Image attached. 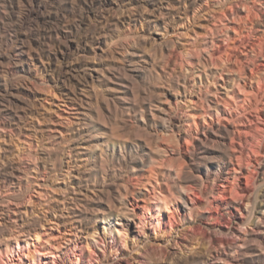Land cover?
I'll return each instance as SVG.
<instances>
[{"label":"rangeland","instance_id":"obj_1","mask_svg":"<svg viewBox=\"0 0 264 264\" xmlns=\"http://www.w3.org/2000/svg\"><path fill=\"white\" fill-rule=\"evenodd\" d=\"M41 1L44 14L58 12L52 0ZM71 1L69 9L76 12L90 3ZM22 5L19 12L24 9ZM135 15L140 18L138 22L129 19ZM40 20L25 22L21 28L31 47L32 71L24 79L38 97L37 110L31 115L36 116L25 119L22 132L0 127V145L24 169L30 168L25 175L30 188L17 195V206L40 214L33 216L43 225L39 223L37 232L21 235L18 241L9 237L0 241V264H4L2 256L8 259L7 247L14 264H174L192 256H204L206 264H264V214L253 212L257 194L264 188L260 176L264 167V0H108L104 8L75 22L78 34L65 42L62 51L38 45L39 32L47 26L44 19ZM16 29L11 16L0 18L3 68L18 56ZM82 31L93 32V37L83 42ZM133 48L140 55L160 56L156 57L160 76L152 69L145 78L130 82L139 94L150 84L160 85V91L167 92L159 104L166 117L177 124L174 132L161 125L137 126L106 90L86 82L87 65L104 69L118 66L123 54ZM89 92L93 96L86 103ZM86 108L90 117L99 121L101 137L112 138L111 133H104V126L115 125L128 143L151 142L147 145L152 150L167 147L165 154H156L155 161L148 158L140 171L146 175L155 171L146 185L138 184L132 172H121L120 181L136 190L125 201L134 209L131 211L138 224L132 221L133 212L119 215L123 204L107 191L99 193L102 205L90 202L87 219L82 222L66 217L64 223L46 205L65 193L67 177L54 174L36 178L33 156L41 155L43 144L66 145L80 112ZM36 127L42 129L38 134ZM226 127L235 137L237 153L248 164L242 177L237 183L209 178L205 169L194 163L195 177L181 193L176 187L177 166L182 161H194L192 158L198 161L199 140L210 135L218 138ZM226 135L230 142L231 135ZM214 142L208 139V144ZM183 197L188 201L186 210L180 206ZM112 198L120 204L110 221H103L98 210L105 203L114 204Z\"/></svg>","mask_w":264,"mask_h":264},{"label":"bare ground","instance_id":"obj_2","mask_svg":"<svg viewBox=\"0 0 264 264\" xmlns=\"http://www.w3.org/2000/svg\"><path fill=\"white\" fill-rule=\"evenodd\" d=\"M107 1L108 0H90L87 6H82L81 10L76 12L75 10L72 11L71 9L70 11L69 9L68 5L69 2H72L71 0H52L51 5L59 10L58 12L55 11V14L51 12L46 15L44 14L45 6L41 0H0V18L11 16V19L17 24L16 37L18 40L17 58L12 59L7 68H3L0 59V127L3 130L6 129L16 133L22 132L23 123L26 122L25 119L37 110H35V99L38 97L36 93L32 91V87L26 83L28 81L24 79L28 78L26 76L32 71L30 68L31 47L28 45V38L21 32V28L25 22L44 19L47 26L45 30L43 29V32H39V38L36 40L38 45L42 47L46 46V48L48 47L50 50L58 49L62 51L63 48L67 46L65 42L78 34L76 33L78 31L74 29L75 22L83 21L91 11L104 8ZM22 2L24 5L21 4ZM21 5L24 6V9L19 12V10H22L20 9ZM129 19L136 22L140 18H137L135 15ZM82 34L81 39L83 42L93 37V32L91 31H86ZM79 36L80 35H78V37ZM79 45H82V41ZM79 45H77V47ZM51 55L52 53H49V56ZM148 55H140V53L133 48L127 50L125 54H123L122 62L119 63L118 66L106 67L104 69L96 65H87V75L89 79L87 78L86 82L90 80L93 82L92 85H94V87H100L106 90L111 95L112 99L120 106L122 109L120 111L124 115L131 117L137 123V126L155 127L156 125H161L174 132V126L177 124H175L170 117H166L164 108L159 104L162 94L165 96L167 92L163 90L160 91V85H151L149 83V88L139 94L131 85L130 79L134 81L137 77H144V75L147 74V70L155 69V74L158 76L161 75L160 70L157 68V65H159L157 63V58H160V56H156L157 54H155L154 56H156V58L153 57V54L150 56ZM84 87L82 88L83 90ZM92 89L93 92L96 93V89ZM92 96L90 92L85 96L87 98L85 99L86 103L92 99ZM98 112L100 111L98 110ZM80 114L81 117L76 121L77 125L73 127L72 137L68 138V143L64 140V142L66 141L67 143L66 145L43 144L41 155L34 154L33 156L34 162L32 168L37 171L36 178L41 175L51 176L54 174L57 176L63 175L65 178L67 177V181L63 185L65 193H63L61 197H56L53 203L47 202V207L54 213L53 215L57 217V219L60 218L64 223L67 222L66 217H70L77 222H82L87 219L86 211L89 204H91L90 202L97 204L104 203L102 201L103 197H100L99 193L101 191H107L109 194H113L117 198V201L123 204V207L119 208V215L122 214V212H133L131 210L134 209L131 208L125 200L129 194H134L136 190L132 189L129 184L120 181L121 172H123V170L132 172L134 177H138H136L138 184L146 185V182H151L155 171H149L148 175H146L147 173H140V171L145 169L148 158L155 161L158 158L157 155H161L164 151H168L167 147L157 145L158 147L152 150V148L150 149L147 145L151 142H145L143 144L128 143L129 140H122L124 136L119 132L120 130H118V128L114 127L115 125L113 127H111V125L109 127H106L107 125L104 126V133H111L112 138H105L106 135L104 136V134V137H101L99 135L101 131L99 132L100 129L97 127L99 121L97 120L98 122H96L94 121L96 119L93 118V120L90 117L88 108L81 111ZM104 121L106 124V120ZM72 123H74V121ZM96 127L97 129L91 130V128ZM39 131H42V129L38 127L34 129L35 134ZM230 132L229 128L226 127V131L217 135L218 138H215V135L214 137L212 135L208 136L210 141H215L212 145L208 144L207 138H201V140H199L201 145V150L198 155L199 160L197 161V158H192L194 161H182V163L177 166L178 168L176 167L175 174L178 177L176 187L181 193L187 188L185 184L195 177L194 174H192L194 163H198L201 168L205 169V174L209 178L213 176L216 180L232 179V183L238 182L237 180L242 177L244 168L247 167L248 164L245 165L243 155L237 153L238 148L233 141L235 137L232 136ZM214 134L216 133L214 132ZM226 134L231 135L232 140L230 142L226 140ZM35 136L37 137V135ZM261 143L259 142L258 146L261 145ZM65 167H68L67 170H65ZM30 172L29 167L24 169L7 153V149L0 145V241L6 237L14 238L18 241L21 235H31L33 232H37L39 223L41 226L43 225L42 221H39L37 217L33 216L34 214H40L30 208L17 206L19 202L17 195L30 188L29 184L27 185V183H25V175ZM261 175L263 176L261 178H264V167H262L260 176ZM143 178H146V180ZM239 196L240 195H238V197ZM186 199L187 198L183 197L180 205L184 210L188 209V201ZM239 199L240 198H238V200ZM170 201H173V199L171 198ZM111 202H114V204L111 203L110 205V202L105 203L101 211L98 210L102 215L103 221H110V215L120 204L113 201V198ZM41 212L45 215L44 211ZM253 212L264 214V188L260 189L257 194L254 201ZM130 216H132V221L134 220L138 224L135 220V212ZM257 217L259 218L260 215H257ZM141 218H139L140 221H142ZM6 250V257L8 259L5 260V256H2L1 260L4 261V264H14L11 251L8 250V247ZM206 263L207 260L204 256H192L183 260L180 259L174 264Z\"/></svg>","mask_w":264,"mask_h":264}]
</instances>
